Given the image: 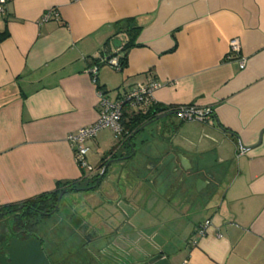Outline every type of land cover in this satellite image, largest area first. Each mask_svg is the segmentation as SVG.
<instances>
[{
    "label": "crops",
    "instance_id": "obj_1",
    "mask_svg": "<svg viewBox=\"0 0 264 264\" xmlns=\"http://www.w3.org/2000/svg\"><path fill=\"white\" fill-rule=\"evenodd\" d=\"M4 9L0 206L68 185L63 199L97 198L81 204L88 215L43 218L78 230L81 248L64 249L61 236L54 261L264 264V0H9ZM124 56V68L106 62ZM154 81V108L205 115L172 112L130 139L103 129L86 143L98 170L77 164L68 136L99 119V89L118 101Z\"/></svg>",
    "mask_w": 264,
    "mask_h": 264
},
{
    "label": "built area",
    "instance_id": "obj_2",
    "mask_svg": "<svg viewBox=\"0 0 264 264\" xmlns=\"http://www.w3.org/2000/svg\"><path fill=\"white\" fill-rule=\"evenodd\" d=\"M9 0H0V14L5 11L4 4ZM56 10L52 9L46 13L43 17V22L51 19L53 14H56ZM233 52L240 51V43L237 39L231 43ZM108 64L114 66L117 69H121L119 59H108ZM244 66V63L242 64ZM98 67L92 68V80L94 83H98ZM161 86L160 83L154 81L149 84H139L131 93L125 98L112 101L105 96L102 89H99L100 100V116L99 119L92 125L80 128L78 131L69 134L68 140L72 143L75 149V160L83 169L90 173L96 172L98 169L91 166L88 162L87 156L90 148L87 146V141L97 137L99 132L103 129L109 128L114 133L116 138H125L128 136V132L125 130L122 123L123 114L126 106L136 108L138 111L147 113L155 104L154 93ZM182 120H193L203 117L205 112L195 107H180L177 112ZM103 173V171H102ZM211 225V221L208 220L205 225L201 227V235H205L208 227Z\"/></svg>",
    "mask_w": 264,
    "mask_h": 264
},
{
    "label": "trees",
    "instance_id": "obj_3",
    "mask_svg": "<svg viewBox=\"0 0 264 264\" xmlns=\"http://www.w3.org/2000/svg\"><path fill=\"white\" fill-rule=\"evenodd\" d=\"M139 28H132L130 32L136 31ZM134 34L130 38V42L126 45L125 49L128 51L132 46H134L133 39ZM120 67L124 68L127 65V56H124L119 59ZM101 88V87H99ZM154 106V105H153ZM169 109L167 108H154L152 107L149 112L143 113L140 111H134L132 113L126 112V107L123 114L122 123L124 125L125 130L128 132V139L131 138V136L139 130L143 125L146 123L156 119L159 115H162L164 113H168ZM179 108L172 109L169 112H178ZM102 180V179H101ZM97 184V187L100 186V181ZM75 187H72V185H68L61 189L60 191H55L51 193H45L39 196H36L34 198H31L23 203H17V204H7L0 206V215H17V213H21V223L23 226L27 225V221L31 220V218H34L35 211L38 212H49L50 214L53 213V211L56 210V206L59 205V198L61 196V193L63 190H66V192L69 189H72ZM63 199V198H62ZM33 216V217H32ZM42 218H45L43 215Z\"/></svg>",
    "mask_w": 264,
    "mask_h": 264
},
{
    "label": "flooded vegetation",
    "instance_id": "obj_4",
    "mask_svg": "<svg viewBox=\"0 0 264 264\" xmlns=\"http://www.w3.org/2000/svg\"><path fill=\"white\" fill-rule=\"evenodd\" d=\"M109 167L106 166L103 170V177L100 181V184L104 183V177L108 174ZM63 198V197H62ZM62 203V199L59 202V205L56 206V210L53 211L52 214L49 212H38L35 211L33 215L34 218L27 221V225L23 226L21 223L22 216L21 213H17V215H0V264H11L12 260L9 256V248L12 246L14 240L24 241L29 240L31 238H37L42 241L43 249L46 253L47 258L51 262V264H64L66 263V259L62 258L58 261H54L52 258V254L50 252H57L60 250V245L55 239H49L40 235L38 233V225L40 223V219L44 215L46 218L57 216L60 210V205ZM32 216V217H33ZM75 222L73 223V225ZM51 237V236H50ZM6 260V261H5ZM4 262V263H3Z\"/></svg>",
    "mask_w": 264,
    "mask_h": 264
},
{
    "label": "rangeland",
    "instance_id": "obj_5",
    "mask_svg": "<svg viewBox=\"0 0 264 264\" xmlns=\"http://www.w3.org/2000/svg\"><path fill=\"white\" fill-rule=\"evenodd\" d=\"M94 153H95V151H94ZM90 157H92L93 156V151L90 153V155H89ZM97 156V155H96ZM100 160H101V157L97 160V162L95 161V162H92V163H90L89 161V164L91 165V166H93L92 164H95V165H97L99 162H100ZM101 190H102V188H101ZM102 192L101 191H97V194L98 195H102L101 194ZM92 196H86V195H84V196H80L79 198L78 197H74L73 198V196H70V194H68L67 196H65L64 197V199L62 200V203H61V205H60V210H63V211H61V212H59L58 213V218L60 217V215H72L71 213L72 212H75V211H79V214H81V215H83L82 213H81V209H84V207H81V204H83V202H86V205L89 203V202H91V203H93V204H95V200L97 199V198H94V201H93V199H90ZM83 198L85 199V200H83ZM103 198V199H102ZM107 198V196H106V194H104V196L103 197H101V199H102V201H104V199H106ZM99 199V198H98ZM96 202H97V200H96ZM100 204V203H99ZM94 206V205H93ZM96 206V205H95ZM97 211L101 214V212H103V209H101V208H99V209H97ZM84 212H85V215H88V213H86V210L84 209ZM83 212V213H84ZM90 212V211H89ZM40 224L42 225V227L40 228L39 227V229H38V233L40 234V235H42V236H44V237H46V238H48L49 239V241H50V239H52V238H50V236L49 235H51V236H56L55 237V240L58 242V243H60V239H61V236H63L62 237V239L64 238V237H67L68 238V243L67 242H64V244L62 245L63 246V248L64 249H70L71 248V250H72V252H75V251H77L78 249V247H80L81 248V244H79V245H77L76 243L78 242V240L77 239H80L79 238V236L77 235L78 234V230L77 231H74L75 229H77V228H75V229H73L72 231L70 230H66L67 228H66V226H60L58 223H54L53 224V222L51 223H47V224H45V222L43 221V218H41L40 220ZM59 221V220H58ZM57 221V222H58ZM65 221V220H64ZM44 222V223H43ZM64 223H66V224H68L66 221L64 222ZM52 224V225H51ZM69 227H71V225L69 226ZM43 230V231H42ZM63 230V231H62ZM50 233V234H49ZM61 234H63V235H61ZM71 234V235H70ZM58 237H59V241L57 240L58 239ZM77 237V238H76ZM60 245V244H59ZM60 247H61V245H60ZM65 253V251L63 252V254ZM72 257L74 258V256L72 255ZM75 259V258H74ZM59 259H56V261H58ZM72 264V263H71Z\"/></svg>",
    "mask_w": 264,
    "mask_h": 264
},
{
    "label": "water",
    "instance_id": "obj_6",
    "mask_svg": "<svg viewBox=\"0 0 264 264\" xmlns=\"http://www.w3.org/2000/svg\"><path fill=\"white\" fill-rule=\"evenodd\" d=\"M172 114V112H169L159 115L156 119L144 125L143 128ZM178 157L183 161L181 154H178ZM63 195L64 193L61 194L59 201ZM9 256L12 260L11 264H51L43 249L42 241L37 238L24 241L14 240L12 246L9 248Z\"/></svg>",
    "mask_w": 264,
    "mask_h": 264
}]
</instances>
